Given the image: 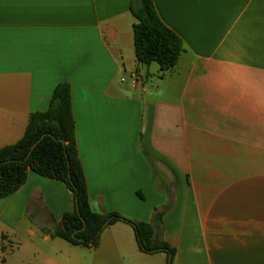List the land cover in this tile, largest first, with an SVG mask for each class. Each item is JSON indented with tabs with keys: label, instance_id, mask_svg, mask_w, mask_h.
Wrapping results in <instances>:
<instances>
[{
	"label": "crops",
	"instance_id": "obj_1",
	"mask_svg": "<svg viewBox=\"0 0 264 264\" xmlns=\"http://www.w3.org/2000/svg\"><path fill=\"white\" fill-rule=\"evenodd\" d=\"M152 1L182 40L166 70L138 62L128 0H0V148L66 82L93 211L154 226L171 264H264V0ZM71 208L29 171L0 198V264H166L122 220L96 246L43 230Z\"/></svg>",
	"mask_w": 264,
	"mask_h": 264
},
{
	"label": "trees",
	"instance_id": "obj_2",
	"mask_svg": "<svg viewBox=\"0 0 264 264\" xmlns=\"http://www.w3.org/2000/svg\"><path fill=\"white\" fill-rule=\"evenodd\" d=\"M128 7L135 18L133 39L138 62L141 65L155 62L161 70L173 67L182 51L181 38L161 21L152 0H128ZM42 134L45 135L27 156L31 145ZM29 171L59 180L71 192V210L64 212L57 224L43 229L52 236L74 245L96 246L103 228L122 220L132 226L142 252H164L166 264H171L174 249L157 236L154 226L130 220L115 211L96 212L90 208L76 147L70 86L66 82L55 84L45 110L30 113L22 137L0 148V198L18 190ZM155 219L160 222L161 215L157 213Z\"/></svg>",
	"mask_w": 264,
	"mask_h": 264
},
{
	"label": "water",
	"instance_id": "obj_3",
	"mask_svg": "<svg viewBox=\"0 0 264 264\" xmlns=\"http://www.w3.org/2000/svg\"><path fill=\"white\" fill-rule=\"evenodd\" d=\"M44 135H45V134H42V135L40 136V138H39L35 143H33V144L31 145V147H30V149H29V151H28L27 156H29L30 151L35 147V145L40 141V139H41ZM106 224H107V222L104 223L103 227H104ZM83 228H84V226H83ZM72 236L74 237V233L72 234ZM77 239H78L79 241L82 240L81 238H77ZM155 251H158V250H155Z\"/></svg>",
	"mask_w": 264,
	"mask_h": 264
},
{
	"label": "built area",
	"instance_id": "obj_4",
	"mask_svg": "<svg viewBox=\"0 0 264 264\" xmlns=\"http://www.w3.org/2000/svg\"><path fill=\"white\" fill-rule=\"evenodd\" d=\"M139 77H138V75H134L132 78H131V83H132V85H136L138 82H139Z\"/></svg>",
	"mask_w": 264,
	"mask_h": 264
}]
</instances>
